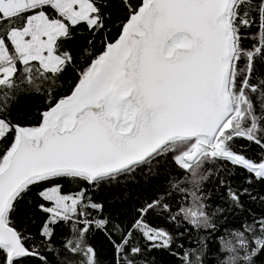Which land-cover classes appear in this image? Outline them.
Masks as SVG:
<instances>
[{"label":"snow or ice","instance_id":"obj_1","mask_svg":"<svg viewBox=\"0 0 264 264\" xmlns=\"http://www.w3.org/2000/svg\"><path fill=\"white\" fill-rule=\"evenodd\" d=\"M0 264H264V0H0Z\"/></svg>","mask_w":264,"mask_h":264}]
</instances>
